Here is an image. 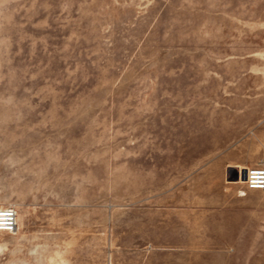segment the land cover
I'll use <instances>...</instances> for the list:
<instances>
[{
	"label": "rangeland",
	"instance_id": "obj_1",
	"mask_svg": "<svg viewBox=\"0 0 264 264\" xmlns=\"http://www.w3.org/2000/svg\"><path fill=\"white\" fill-rule=\"evenodd\" d=\"M264 0H0V264H264Z\"/></svg>",
	"mask_w": 264,
	"mask_h": 264
},
{
	"label": "built area",
	"instance_id": "obj_2",
	"mask_svg": "<svg viewBox=\"0 0 264 264\" xmlns=\"http://www.w3.org/2000/svg\"><path fill=\"white\" fill-rule=\"evenodd\" d=\"M245 172V185L250 191H264V166L253 167ZM0 231L10 233L16 227L15 211L12 209H4L0 214Z\"/></svg>",
	"mask_w": 264,
	"mask_h": 264
},
{
	"label": "water",
	"instance_id": "obj_3",
	"mask_svg": "<svg viewBox=\"0 0 264 264\" xmlns=\"http://www.w3.org/2000/svg\"><path fill=\"white\" fill-rule=\"evenodd\" d=\"M241 178H242L243 181H245V172H243Z\"/></svg>",
	"mask_w": 264,
	"mask_h": 264
},
{
	"label": "bare ground",
	"instance_id": "obj_4",
	"mask_svg": "<svg viewBox=\"0 0 264 264\" xmlns=\"http://www.w3.org/2000/svg\"><path fill=\"white\" fill-rule=\"evenodd\" d=\"M243 172H244V171H243ZM3 211H4V209H3ZM3 211H2V212H3ZM2 212H1V213H2ZM1 213H0V214H1ZM0 216H1V215H0ZM15 228H16V227H15ZM13 230H14V229H13ZM0 233H1V231H0Z\"/></svg>",
	"mask_w": 264,
	"mask_h": 264
}]
</instances>
